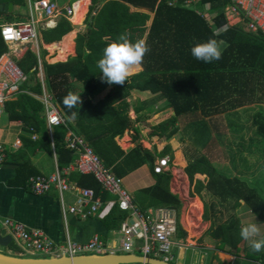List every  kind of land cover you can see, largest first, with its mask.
Segmentation results:
<instances>
[{
	"label": "trees",
	"instance_id": "1",
	"mask_svg": "<svg viewBox=\"0 0 264 264\" xmlns=\"http://www.w3.org/2000/svg\"><path fill=\"white\" fill-rule=\"evenodd\" d=\"M183 1L90 0L87 12L88 1L80 0L71 19L74 25H78L80 19V25L84 21V30L75 39V57L62 64H43L47 85L57 108L65 117V125L53 128L50 139L42 116L43 105L25 93L41 94V84L35 79L38 74L37 58L30 51L17 63L27 82L21 86V93L16 99L5 105V113L9 123L19 122L24 130L32 129L37 135L35 142L23 139L24 147L43 150L49 155L53 154L54 148L59 170L77 159V154L66 147L69 132L81 137L103 167L118 178L122 179L144 165L149 166L156 183L136 192L133 198L134 205L142 214L148 210H171L176 212L178 220L181 202L170 193V176L158 175L153 171L156 158L169 157L170 167L181 168L186 175L189 197H198L202 202L205 221L207 206L202 200L203 192L228 205L232 211L243 202L264 225V198L245 180L229 178L218 172L200 153L186 146L173 151L168 144L159 153H151L141 147L124 153L115 143V139H121L131 127L124 112L125 104L116 106V102L129 96L132 91L158 95L159 100L165 101L166 107L173 111L174 115L168 121L155 127L145 125L149 128L147 136L158 137L161 142L176 134L177 122L181 117L199 114L203 118H210L256 103L264 104V36L244 32L239 25H229L225 9L230 5V0H198L195 7L185 6ZM25 4L26 0H0V6L24 7ZM204 7L207 8L206 13L210 14L209 20L197 14ZM16 18L24 19V22L28 20L26 16L0 12L2 24H11ZM72 30L69 22L61 19L55 28L40 30V35L45 44H51L61 41ZM121 35L129 43L142 42L148 50L139 64V74L127 77L124 84H108L100 79L97 61L102 57L103 49L117 42ZM210 39L216 40L221 58L211 63L196 60L191 55V47ZM6 50L0 37V56ZM53 62H57L56 58ZM33 82L35 84L31 86ZM72 82L81 85L84 98L80 99V104L68 109L63 104V98L71 93L69 86ZM108 88L111 90L106 98L93 104L92 99ZM142 111L144 108L134 110L136 114ZM252 126L264 144L263 112L253 116ZM24 166L18 170L25 169ZM30 175L27 179H30ZM78 178L84 181L78 183L80 187L92 190L103 203L109 199L92 176L78 175ZM126 218L127 214L114 205L104 224L108 230H118ZM240 229L238 218L231 216L219 226L210 225L205 235L216 242L218 251L235 254L244 242L239 235ZM178 235L186 236L179 226ZM13 246L12 243L9 248L14 249ZM244 252L246 260L253 264L264 261L261 251L244 249Z\"/></svg>",
	"mask_w": 264,
	"mask_h": 264
},
{
	"label": "crops",
	"instance_id": "2",
	"mask_svg": "<svg viewBox=\"0 0 264 264\" xmlns=\"http://www.w3.org/2000/svg\"><path fill=\"white\" fill-rule=\"evenodd\" d=\"M70 1L71 0H54V2H56L58 7L61 9L67 8L71 4L77 5L80 0H75L74 2L71 3ZM87 1H88V5H87V12H88V8L90 6V0ZM32 3L34 2H31L30 0H26V4L24 7L12 6L11 11H7L3 13H6L8 15L10 14L21 15L29 18V6ZM25 7L27 9V14L24 11ZM61 19H65V18L61 17L55 19L51 23L50 28L42 29V30H50L55 28L57 23ZM71 19L68 22L72 26L73 30L67 35H65L61 39V41L51 44H45L39 33L37 45L27 48L16 59V63H18L21 59H23L27 51H30L32 54H34V56H36L38 71L39 69L42 70L41 71L42 78H40L39 76V79L42 80L41 83L39 82L41 84V94L35 95L30 91H26L25 93L32 96L40 103L42 102V98L44 94L50 96L56 108L57 106L55 104V99L45 79L43 64L44 63L47 65L62 64L65 63L69 58L75 57V39L79 33L83 32L84 21L80 25V21H81L80 19L78 25H74L71 22ZM11 24H17V23H11ZM232 26H236V25H232ZM72 34H73L72 38L66 41V38ZM51 49H53L52 53H51ZM43 52H45V54H42ZM60 52H63V56L65 55L64 60L54 63L53 62L54 59L59 57ZM140 71H141L140 65H133L129 68L128 77L137 75L139 74ZM76 87L78 89H76ZM69 88L71 89V94L79 95L80 99L84 98L83 96L84 93L80 84L72 82ZM110 90L111 88H108L100 95L94 97L92 99V103L96 104L99 101L104 100L106 96L109 94ZM15 99L11 101H14ZM121 103L125 104L124 112L130 121L131 127L129 131H126L124 133L121 139L119 138L115 139V143L117 144V146L124 153H128L129 151L133 150L136 147L142 148L144 145L147 146V148L143 147L144 150H147L151 153H154L155 151L159 153L165 145L160 149L159 145L156 142V140L159 141L158 137L149 138L147 136V134L149 133V128H147L145 125L151 127L158 126L159 124L164 123L168 121L171 117H173L174 115L173 111L166 107L165 101L159 100L158 95H151L147 92L140 93L138 91H132L130 92L129 96L117 101L116 106ZM136 108H144V111H142L139 114H136L134 112ZM59 113L65 120V117L63 116L62 112L59 111ZM4 114L6 115L8 121L7 114L5 112ZM42 116L45 119V111H43ZM140 120L143 122H140ZM48 134L50 139H52L53 129L51 131L48 130ZM33 135H35L37 139V135L35 133H31L30 131L24 130L23 125L19 122L9 123L8 121V126L6 127V129L0 128V143L4 144L7 150L5 160L2 164V167L0 168V230H1V224L5 220H12L23 224L29 230L41 231L58 248L61 247L63 248L68 243L86 244L94 237H97L104 244L105 247L104 255L106 254L125 255L124 253L121 252L120 249L121 236L119 234V229L108 230L104 224V220L109 214L111 208L115 205L114 199L111 196L108 195L109 199H107V201L103 203V207L98 212V214H96L92 218L82 220L76 216H72L68 214L64 215V212H66V210L75 203V196H76L75 191L70 193H64L61 197L55 189L50 190L47 194L42 196H36L31 192L29 186L30 179H27V176H29V174H32L30 175L31 176L30 178L35 176H43L48 178L52 176L57 170H59L57 165V157L56 154L54 153V148L52 149L53 154L49 155L43 150H39V149L33 150L31 148L29 149L28 147H24L23 139H30L32 142H35L32 139ZM70 137L81 138L75 135L73 132H69L66 136V141ZM15 142H19L20 144V147L17 149H13L12 147ZM174 151H178V150H174ZM159 159L160 158L155 159L154 167ZM20 166H24V168L25 167L26 168L22 170H18ZM66 168L67 167L59 171H63ZM164 174L170 176L169 190L172 195L176 196L180 200L181 202L180 209H182L184 212L186 211L187 208L189 209V207L191 206V209H189V214L193 212V214H196V217L198 218L200 212L202 214L203 204L198 197L190 199L189 203L186 200L189 196V183L183 170L181 168L170 167L169 164L168 170L161 175ZM78 175L79 174L73 172L69 173L67 175L68 183L77 189H88V188L80 187L79 184L84 183V181L79 180ZM122 180H123L124 189L128 191L133 198L136 192L150 188L154 186L156 183L155 177L152 175L151 170L147 165L140 167L136 171L122 178ZM152 211L155 210H148L147 212H152ZM237 217L239 218L240 215ZM200 219L201 216L199 220ZM242 221L243 220L240 221L241 228L249 223H256V226L258 228V234L254 239L257 238L264 239V225L259 223V221L256 218H254V222L250 221L247 224L245 223L243 224ZM178 223L181 230L183 232H186L187 228L185 224H183V222L179 220V218H178ZM1 233L4 235L3 231H1ZM117 237H120L119 243L116 239ZM184 238L185 237L182 236L180 237L179 235L177 236V240L183 241L182 243H186ZM208 241L215 242L210 238L208 239ZM12 243L14 245L13 248L15 250L10 249L9 246L4 248L11 252L12 251L14 252L12 253L14 255H10V256L17 257L18 255H21L23 257H30V258H44L39 255L27 253L24 246L21 243H17V242L16 243L12 242ZM238 248L240 250L238 253L226 254L218 251L215 247L213 251H210L207 254L206 252H204L205 251L204 248H203L204 250L203 249L200 250V249H191V248L178 249L176 247L173 251L175 258L174 262L175 264H186L185 261L187 258V253H190V259L193 258V260L195 255H198L199 258L197 264H253V262L246 260V258L244 257L245 254L244 249L245 250L250 249L249 243L244 240V242L240 244ZM260 251L262 255H264V247H262ZM132 254L136 256L141 255L138 250H134ZM205 258H206V262L202 261Z\"/></svg>",
	"mask_w": 264,
	"mask_h": 264
},
{
	"label": "built area",
	"instance_id": "3",
	"mask_svg": "<svg viewBox=\"0 0 264 264\" xmlns=\"http://www.w3.org/2000/svg\"><path fill=\"white\" fill-rule=\"evenodd\" d=\"M183 3L185 6L195 7L198 0H185ZM75 6L71 4L61 9L54 0H39L30 4L29 18L26 22L2 24L0 20V37L7 47V51L0 56V118L5 112V105L21 93V86L27 82L26 75L16 63L17 57L27 48L36 46L40 30L50 28L55 19L63 17L70 21L75 14ZM206 10L207 8L204 7L202 12L197 11V14L209 20L210 14L206 13ZM225 17L229 25H232L236 19L235 25H241L244 32L264 36V0H230V5L225 9ZM41 103L49 131L65 125V120L50 96L44 94ZM30 132L33 133V130L30 129ZM32 139L35 141L36 136L33 135ZM12 147L19 148V142H15ZM66 147L77 154V159L65 170H57L48 178L43 176L30 178L29 186L34 195L42 196L55 189L61 197L64 193L75 191V203L66 212L63 210L64 215L86 220L98 214L103 202L92 190L77 189L70 185L67 175L73 172L81 176H92L103 192L114 199L118 210L127 214L119 229L122 253L132 254L134 250H138L142 257L155 258L172 264L175 261L173 251L176 247L190 248V246L186 247L183 241L176 240L179 223L174 211L157 209L142 214L134 205L131 194L124 189L123 180L105 169L99 158L81 138H68ZM6 151V146L0 143V168L5 160ZM169 164V157L159 159L153 169L154 173L163 174L168 170ZM1 231L5 236H9L12 242L21 243L27 253L42 257L105 254L104 244L97 237L86 244L68 243L65 247L58 248L41 231L29 230L23 224L12 220H5L1 224Z\"/></svg>",
	"mask_w": 264,
	"mask_h": 264
},
{
	"label": "rangeland",
	"instance_id": "4",
	"mask_svg": "<svg viewBox=\"0 0 264 264\" xmlns=\"http://www.w3.org/2000/svg\"><path fill=\"white\" fill-rule=\"evenodd\" d=\"M74 1L71 0L70 3ZM24 11L27 14L26 7ZM23 20L16 18L12 23L24 22L25 20ZM236 22L237 20L234 19L232 25H235ZM41 71L39 69L38 75L35 77L40 83L42 81L39 79V76L42 78ZM34 84L35 82L31 83V86ZM76 89L78 88L76 87ZM257 112L264 113V104L256 103L210 118H203L199 114L187 115L178 119L177 132L174 136L165 142L158 140L156 142L160 149L168 144L173 151L186 146L200 153L210 161L218 172L229 178L236 177L245 180L264 198V144L256 136L255 129L252 126L253 116ZM7 126V117L3 114L0 119V128L6 129ZM143 147L147 148L146 145ZM205 193H202V200L207 206V221L204 220V210H202L200 220L193 212L189 214L191 206L184 212L180 209L177 215L187 228L184 238L186 241L185 246L200 250L204 248V252L208 254L216 247V242H209V238L205 235L210 225L219 226L231 216L238 218L239 215V222L243 220V224H247L250 221L254 222L255 217L243 202L235 211H232L228 205L222 204L217 198ZM190 199L192 198L188 196L186 199L188 203ZM116 239L119 243L120 237ZM0 252L14 255L12 254L13 251L1 247ZM198 258V255H195L194 260L193 258L190 259V253H187L185 262L186 264H197ZM202 261L206 262V258ZM172 264H175V262H172Z\"/></svg>",
	"mask_w": 264,
	"mask_h": 264
},
{
	"label": "clouds",
	"instance_id": "5",
	"mask_svg": "<svg viewBox=\"0 0 264 264\" xmlns=\"http://www.w3.org/2000/svg\"><path fill=\"white\" fill-rule=\"evenodd\" d=\"M147 47L142 42L129 43L127 38L120 36L117 42L103 49L102 57L97 61L101 73L100 79L108 84H124L128 77L129 68L142 62ZM191 55L198 61L211 63L221 58V50L216 40H208L196 44L190 49ZM63 104L72 109L80 104V96L69 93L63 98ZM75 113H73V116ZM258 234L256 223H249L240 229V237L249 243L253 252H260L264 247V239H254Z\"/></svg>",
	"mask_w": 264,
	"mask_h": 264
},
{
	"label": "water",
	"instance_id": "6",
	"mask_svg": "<svg viewBox=\"0 0 264 264\" xmlns=\"http://www.w3.org/2000/svg\"><path fill=\"white\" fill-rule=\"evenodd\" d=\"M12 10V5L0 6V12ZM12 240L9 236H3L0 232V247L10 246ZM0 264H167L162 260L136 256L133 254L116 255H86L76 257H48V258H30L15 257L0 252Z\"/></svg>",
	"mask_w": 264,
	"mask_h": 264
},
{
	"label": "bare ground",
	"instance_id": "7",
	"mask_svg": "<svg viewBox=\"0 0 264 264\" xmlns=\"http://www.w3.org/2000/svg\"><path fill=\"white\" fill-rule=\"evenodd\" d=\"M75 14H76V9H75ZM75 14H74V16H75ZM74 16H73V17H74ZM72 36H73V34L70 35L69 37L66 36V37H67V38H66V41H67L68 39L70 40V38H72ZM66 43H67V42H66ZM68 43H69V42H68ZM51 47H52V46H51ZM52 52H53V49H51V53H52ZM64 56H65V55H64ZM64 56H63V52H60V55H59L58 58H56V61L58 62V61H62V60H64V58H65Z\"/></svg>",
	"mask_w": 264,
	"mask_h": 264
}]
</instances>
